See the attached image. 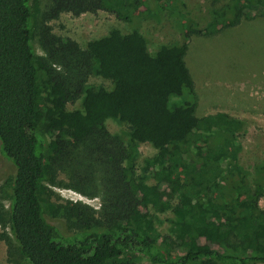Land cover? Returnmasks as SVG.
Wrapping results in <instances>:
<instances>
[{"label": "trees", "instance_id": "1", "mask_svg": "<svg viewBox=\"0 0 264 264\" xmlns=\"http://www.w3.org/2000/svg\"><path fill=\"white\" fill-rule=\"evenodd\" d=\"M142 5L0 0V156L14 167L0 195V227L9 229L0 241L10 264H264V161L249 180L238 159L245 123L221 112L196 116L184 61L191 36L235 28L251 11L264 15V0H235L198 30L182 20L179 42L153 53L134 29H111L81 48L48 24L109 12L131 26ZM92 75L109 89L85 88ZM107 119L128 130L129 143L109 135ZM138 143L154 150L145 162L154 185L135 173ZM51 186L97 196L99 208L59 203ZM166 211L177 217L161 234L156 214ZM46 218L62 220L64 232Z\"/></svg>", "mask_w": 264, "mask_h": 264}, {"label": "rangeland", "instance_id": "2", "mask_svg": "<svg viewBox=\"0 0 264 264\" xmlns=\"http://www.w3.org/2000/svg\"><path fill=\"white\" fill-rule=\"evenodd\" d=\"M142 7L133 25L117 21L109 12L81 14L72 17L61 14L58 19L49 22L53 34L66 37L76 42L81 48L93 39L105 36L109 30L117 29L127 33L134 29L144 38L146 47L153 53L158 45L178 43L182 20H190L192 29L198 30L216 20L214 12L227 8L235 0H174L182 5L185 17L179 16L167 7V0H141ZM237 1V0H236ZM251 15L235 27L212 37L191 36L184 57L185 65L191 73L196 95L197 117L215 113H225L242 120L245 125L238 137V159L249 180L253 169L264 161V15ZM229 15L227 16V18ZM245 20V19H241ZM34 53L41 55L37 45L33 44ZM109 82L95 75L90 76L85 88L109 89ZM174 105L178 99L172 98ZM81 101L67 105L68 110L77 109ZM106 131L117 136L122 142L129 143L128 130L111 119L104 122ZM154 150L146 144H135L134 168L137 178L147 185L156 184L146 173V159ZM14 174L10 161L0 156V195L10 191L6 180ZM57 182L66 183L64 174L58 176ZM57 196V201L80 202L97 211L99 198H85L72 190L59 186L49 187ZM4 208L7 201L0 200ZM258 206L264 210V198ZM177 214L170 211L156 214V231L166 234L170 221H175ZM46 221L57 226L61 233L64 224L60 219ZM1 230L7 232L6 226ZM0 264L7 261L5 244L0 241ZM24 264V263H23Z\"/></svg>", "mask_w": 264, "mask_h": 264}]
</instances>
